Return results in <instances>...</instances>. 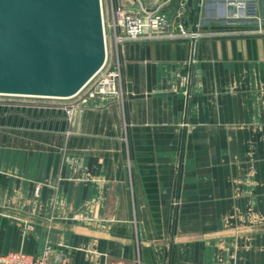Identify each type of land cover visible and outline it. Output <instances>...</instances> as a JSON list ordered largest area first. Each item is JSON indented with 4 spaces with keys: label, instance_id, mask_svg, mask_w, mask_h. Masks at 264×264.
I'll use <instances>...</instances> for the list:
<instances>
[{
    "label": "crops",
    "instance_id": "crops-1",
    "mask_svg": "<svg viewBox=\"0 0 264 264\" xmlns=\"http://www.w3.org/2000/svg\"><path fill=\"white\" fill-rule=\"evenodd\" d=\"M197 2L195 39L125 44L123 102L0 131V254L264 264V0Z\"/></svg>",
    "mask_w": 264,
    "mask_h": 264
},
{
    "label": "water",
    "instance_id": "water-1",
    "mask_svg": "<svg viewBox=\"0 0 264 264\" xmlns=\"http://www.w3.org/2000/svg\"><path fill=\"white\" fill-rule=\"evenodd\" d=\"M161 1L173 16L191 7ZM105 58L101 0H0V94L72 97Z\"/></svg>",
    "mask_w": 264,
    "mask_h": 264
},
{
    "label": "built area",
    "instance_id": "built-area-1",
    "mask_svg": "<svg viewBox=\"0 0 264 264\" xmlns=\"http://www.w3.org/2000/svg\"><path fill=\"white\" fill-rule=\"evenodd\" d=\"M229 3L244 10L241 15L255 17L250 11L249 0H229ZM164 4L162 1L148 5L143 0H101L106 58L102 67L74 96L57 98L69 99L62 107L68 118L72 116L74 110L88 104L94 98L123 102L126 95L123 78L124 46L127 42L163 37L195 39L200 35L197 31H188L181 22L172 25L167 11L164 10ZM260 22L258 20V24ZM257 30L262 32L264 29ZM52 251L50 243L44 245L37 255L24 250L11 251L0 254V264H68L64 254Z\"/></svg>",
    "mask_w": 264,
    "mask_h": 264
},
{
    "label": "rangeland",
    "instance_id": "rangeland-1",
    "mask_svg": "<svg viewBox=\"0 0 264 264\" xmlns=\"http://www.w3.org/2000/svg\"><path fill=\"white\" fill-rule=\"evenodd\" d=\"M68 100L0 94V131L6 134L28 132L23 128L28 129L31 126L34 129L35 121L65 117L62 107ZM17 122L19 125H16ZM41 127L37 124L39 134ZM129 191L133 193L132 188Z\"/></svg>",
    "mask_w": 264,
    "mask_h": 264
}]
</instances>
